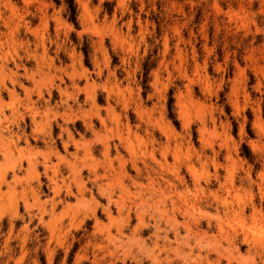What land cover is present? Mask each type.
<instances>
[{
  "label": "rangeland",
  "instance_id": "obj_1",
  "mask_svg": "<svg viewBox=\"0 0 264 264\" xmlns=\"http://www.w3.org/2000/svg\"><path fill=\"white\" fill-rule=\"evenodd\" d=\"M0 264H264V0H0Z\"/></svg>",
  "mask_w": 264,
  "mask_h": 264
},
{
  "label": "bare ground",
  "instance_id": "obj_2",
  "mask_svg": "<svg viewBox=\"0 0 264 264\" xmlns=\"http://www.w3.org/2000/svg\"><path fill=\"white\" fill-rule=\"evenodd\" d=\"M144 164V163H143ZM161 164V163H160ZM117 171V170H116ZM109 174H111V172L109 173ZM125 175V174H124ZM108 177V176H107ZM123 180V179H122ZM103 181V180H102ZM108 186V185H107ZM125 187V186H124ZM104 193V192H103ZM124 206V205H123ZM125 207V206H124ZM149 207V206H148ZM144 211V210H143ZM130 240V239H129Z\"/></svg>",
  "mask_w": 264,
  "mask_h": 264
}]
</instances>
